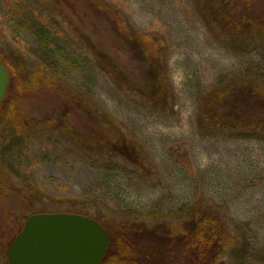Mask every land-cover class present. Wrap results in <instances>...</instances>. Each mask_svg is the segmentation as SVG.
Listing matches in <instances>:
<instances>
[{"label": "rangeland", "instance_id": "rangeland-1", "mask_svg": "<svg viewBox=\"0 0 264 264\" xmlns=\"http://www.w3.org/2000/svg\"><path fill=\"white\" fill-rule=\"evenodd\" d=\"M226 2L231 13L264 9V0ZM0 55L10 73L0 104V264L40 207L38 191L110 221L129 217L145 226L136 236L145 245L175 241L195 255L191 217L211 205L226 234L209 259L264 264V135L200 115L202 101L225 94L219 114L264 119V95L253 90L264 80V30L220 37L199 0H0ZM105 117L135 141L138 164L92 145L122 136Z\"/></svg>", "mask_w": 264, "mask_h": 264}, {"label": "trees", "instance_id": "trees-1", "mask_svg": "<svg viewBox=\"0 0 264 264\" xmlns=\"http://www.w3.org/2000/svg\"><path fill=\"white\" fill-rule=\"evenodd\" d=\"M199 4L202 13L210 23V27L220 37H232L235 39L238 38L239 34H243V32L256 35L264 30V9L261 10L258 16L256 13L254 14L252 10H247L239 14L231 13L228 9L229 6L226 0H199ZM121 23L122 21L119 20L118 24L120 26L122 25ZM0 59L4 65L8 64L3 56L0 55ZM9 67L13 77L15 70L11 64H9ZM253 90L264 95V80L258 81V83L254 85ZM158 92L159 91H156L154 96H157ZM220 95L218 96L216 94L212 96V98L201 102L200 115L202 117L206 115L210 116V123L214 122L215 124H219L222 129H249L253 131V133L264 135L263 118L242 119L236 117L229 119L226 115L219 114L218 111H216V103H219L225 94L223 97ZM101 121L104 124L110 123L115 125L119 134H122V136L114 142L111 139L109 146H107L108 138L102 135L92 140V145H97L99 148L105 147L107 150L106 152L115 156L117 159L133 161L138 164L137 161L141 159L140 153L138 152L135 141L124 133V126L108 117L101 119ZM116 142L118 143L113 144ZM33 197L40 203V207L35 208L31 214L37 212H76L92 216L100 221L107 228L111 236L110 248L100 264H216L215 260L209 259L208 250L211 248L214 238L218 235L221 236L226 234L223 219L211 205L200 206L199 210H194L191 217L194 221L193 228L186 233V235H190L189 241L192 242V237L195 241H198L200 251L196 255L193 251H189V254H184L183 252L186 251V247L180 246L175 241H173L175 245H170L169 248L162 243L160 244V242H158V244L152 243L150 245H145L139 238H136L137 234L140 232L139 228L141 229L145 226L131 220L129 217H118L110 221L111 219H105L106 216L104 215V211L98 207L94 208L93 206L78 203L64 205L56 200L50 201L39 191L37 194H34ZM170 224L171 223L164 224V231L159 225H156V230H162L164 234L172 237L174 236L173 232L175 228ZM21 228L15 232L11 242ZM208 230H212V232L209 231L211 233L209 236H207ZM159 244L160 246H165V248L160 250ZM191 247L192 246H190V248Z\"/></svg>", "mask_w": 264, "mask_h": 264}, {"label": "water", "instance_id": "water-1", "mask_svg": "<svg viewBox=\"0 0 264 264\" xmlns=\"http://www.w3.org/2000/svg\"><path fill=\"white\" fill-rule=\"evenodd\" d=\"M10 84L0 59V104ZM111 244L107 228L76 212H37L28 216L7 247L8 264H100Z\"/></svg>", "mask_w": 264, "mask_h": 264}]
</instances>
